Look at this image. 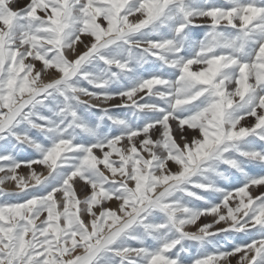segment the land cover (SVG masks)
Here are the masks:
<instances>
[{
  "label": "snow or ice",
  "instance_id": "obj_1",
  "mask_svg": "<svg viewBox=\"0 0 264 264\" xmlns=\"http://www.w3.org/2000/svg\"><path fill=\"white\" fill-rule=\"evenodd\" d=\"M262 188L264 0H0V264H264Z\"/></svg>",
  "mask_w": 264,
  "mask_h": 264
},
{
  "label": "rangeland",
  "instance_id": "obj_2",
  "mask_svg": "<svg viewBox=\"0 0 264 264\" xmlns=\"http://www.w3.org/2000/svg\"><path fill=\"white\" fill-rule=\"evenodd\" d=\"M27 3V0H20V6H23L24 4ZM249 123H251V120L248 121ZM261 191H264V188L260 189Z\"/></svg>",
  "mask_w": 264,
  "mask_h": 264
}]
</instances>
